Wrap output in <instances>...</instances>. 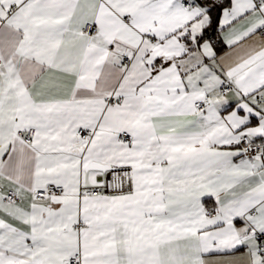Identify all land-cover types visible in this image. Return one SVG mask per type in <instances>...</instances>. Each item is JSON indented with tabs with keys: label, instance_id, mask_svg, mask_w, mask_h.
<instances>
[{
	"label": "crops",
	"instance_id": "crops-1",
	"mask_svg": "<svg viewBox=\"0 0 264 264\" xmlns=\"http://www.w3.org/2000/svg\"><path fill=\"white\" fill-rule=\"evenodd\" d=\"M256 94L264 0H0V264H262L264 148L235 158L264 140ZM120 167L131 193L81 195Z\"/></svg>",
	"mask_w": 264,
	"mask_h": 264
},
{
	"label": "built area",
	"instance_id": "built-area-1",
	"mask_svg": "<svg viewBox=\"0 0 264 264\" xmlns=\"http://www.w3.org/2000/svg\"><path fill=\"white\" fill-rule=\"evenodd\" d=\"M191 4L188 1H182V7L184 9H188ZM98 30L97 27L93 23H87L83 27V33L87 37L88 41H90L96 34ZM123 63L125 65L130 64V59L128 57H123ZM219 93L221 95L227 94L231 90V86L229 82L224 79L220 82L218 87ZM256 99L262 103H264V97L259 94H256ZM114 99H109V102H113ZM209 104V97L204 96L201 99L196 100L193 103L195 111L197 113H203ZM77 134L86 139L89 136V133L86 129L80 128L77 130ZM24 141L26 143H30L31 133L23 136ZM122 138L129 145L132 144L133 137L131 134L127 132L122 133ZM264 148V140H254L248 135H242L239 140L238 149L235 154V158L239 161L247 160L252 161L254 156L258 154ZM134 189V181H133V170L129 167H120V168H111L106 172L105 178L103 181L94 184L92 186L83 187L81 190L82 196L88 197H97L99 195H123L127 193H131ZM63 192V187L61 185L55 184H47L43 188H38L32 190V196L36 201H44L52 196L60 195ZM3 201L8 204H13L20 202L19 194L13 190L8 189L3 194ZM215 215V212L211 209L205 210V216L210 217ZM250 216H253L250 213ZM254 238L258 241V247L256 249L257 255L261 257L262 264H264V233L255 232ZM80 258L79 256H74L65 261L64 264H79Z\"/></svg>",
	"mask_w": 264,
	"mask_h": 264
},
{
	"label": "trees",
	"instance_id": "trees-1",
	"mask_svg": "<svg viewBox=\"0 0 264 264\" xmlns=\"http://www.w3.org/2000/svg\"><path fill=\"white\" fill-rule=\"evenodd\" d=\"M219 13V7L215 6L211 11V21L209 26L205 29V35H208L213 37L216 32V24H217V18Z\"/></svg>",
	"mask_w": 264,
	"mask_h": 264
},
{
	"label": "water",
	"instance_id": "water-1",
	"mask_svg": "<svg viewBox=\"0 0 264 264\" xmlns=\"http://www.w3.org/2000/svg\"><path fill=\"white\" fill-rule=\"evenodd\" d=\"M100 166V165H99ZM103 168V167H102ZM105 169H107V168H105ZM108 170H109V168H108ZM102 178V177H101Z\"/></svg>",
	"mask_w": 264,
	"mask_h": 264
}]
</instances>
